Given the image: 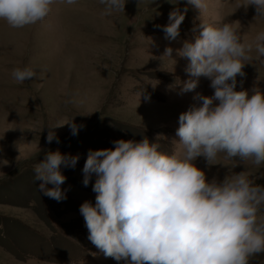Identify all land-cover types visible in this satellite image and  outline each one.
<instances>
[{
  "label": "rangeland",
  "instance_id": "374dc122",
  "mask_svg": "<svg viewBox=\"0 0 264 264\" xmlns=\"http://www.w3.org/2000/svg\"><path fill=\"white\" fill-rule=\"evenodd\" d=\"M245 3L209 0L201 19L239 22V34L252 41L264 32V17L255 19V7H241ZM52 7L45 20L23 28L0 20V264H124L105 258L88 239L79 209L86 201L95 204L96 176L85 187L83 167L90 150L114 148L117 140L148 138L164 152L174 150L179 116L195 95L180 93L190 78L189 62L175 49L194 41L201 14L187 0H128L124 11L109 16L102 15L100 0H56ZM175 8L188 10L179 37L170 41L162 26ZM168 47L173 60L162 59ZM249 55L236 90H264V57L258 59L255 50ZM25 67L36 77L15 81L13 70ZM196 92L214 94L203 77ZM72 120L82 126L75 136L65 125ZM49 124L62 126L54 129L60 143H47ZM57 150L79 157L75 168L61 169L67 178L62 202L40 193L34 174V166ZM194 163L209 181L247 170L264 185V163L226 159L223 153L215 165L203 157ZM249 264H264V252Z\"/></svg>",
  "mask_w": 264,
  "mask_h": 264
},
{
  "label": "clouds",
  "instance_id": "9594fccd",
  "mask_svg": "<svg viewBox=\"0 0 264 264\" xmlns=\"http://www.w3.org/2000/svg\"><path fill=\"white\" fill-rule=\"evenodd\" d=\"M77 0H66L73 5ZM128 0H100L102 15L125 10ZM56 0H0V20L12 28H23L45 20ZM201 16L209 0H187ZM256 17H264V0H246ZM187 8L169 13L162 26L165 38L175 41ZM209 23L201 19L194 41H184L176 55L189 63L190 77L181 94L194 92V103L179 116L178 140L167 153L148 138L140 142L117 140L114 148L89 151L83 167V184L92 187L95 204L84 202L80 214L89 241L104 255L124 264H249V258L264 252V185L246 171L209 181L194 161L203 157L209 165L223 153L254 165L264 163V90L237 91V77H244L245 63L255 50L264 57V32L249 41L235 25ZM168 47L162 57L172 59ZM173 60V59H172ZM15 81L36 77L30 67L16 68ZM210 81L214 94L196 92L200 78ZM142 95V94H141ZM147 99V98H146ZM72 135L82 126L73 120ZM64 126V125H63ZM49 124L47 143H60ZM159 137H157L158 140ZM79 157L49 151L34 166L38 190L50 199H67L62 167L75 168ZM51 185V187H49ZM29 264L31 262L29 261Z\"/></svg>",
  "mask_w": 264,
  "mask_h": 264
}]
</instances>
